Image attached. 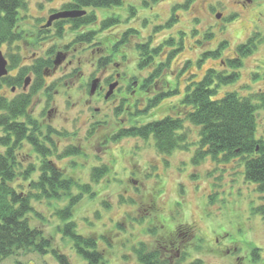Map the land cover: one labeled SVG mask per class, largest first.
<instances>
[{"label":"rangeland","instance_id":"obj_1","mask_svg":"<svg viewBox=\"0 0 264 264\" xmlns=\"http://www.w3.org/2000/svg\"><path fill=\"white\" fill-rule=\"evenodd\" d=\"M145 1L150 2L124 0L120 8L90 9L89 15H95V22L82 32H95L94 40L90 44H73L75 34L69 29L63 38L56 36V30L44 35L39 31L52 9H61L70 0H27L28 11L24 16L28 18L20 24L26 40L0 48L9 65L13 57L20 58L19 67L9 71L11 76H16L20 68L47 59L49 52H54V58L67 47L71 50L72 66L66 64L54 77L44 81L30 113L41 125V141L49 135V129L55 131L50 135L55 148L50 147L53 155L49 160L61 168L65 178L91 186L92 195H86L74 210L72 220L77 233L98 239L107 264H139L134 253L138 245L146 244L149 250L160 246L165 249V242L175 232L179 235L175 234L173 248L166 249L170 251L168 259L172 264L183 255L186 263L201 260L203 264H264V213L256 211L264 207L261 200L264 195L245 182L241 159L217 163L208 158L195 165L193 158L201 128L190 123L185 124L183 131L189 151H175L170 156L159 154L153 139L113 141L121 129L179 115L186 89L191 82L200 81L208 69H215L225 77L234 72L239 74L232 83L219 85L215 99L227 93L263 98L264 0L254 1L261 4L262 14L253 30L246 16L235 10L224 13L218 2L208 6L206 0H192V7L186 8L189 0H161L156 5L144 6ZM217 13H221L218 20ZM107 20L117 24L101 31L102 23ZM129 31L133 33L128 34V42L116 51V44ZM251 39L257 46L254 53L243 59L241 69L230 68L228 61L236 57L237 47ZM168 42L171 44L165 46ZM140 46H148L149 52L161 47L152 65L141 67ZM217 51V57H204ZM187 62L191 64L187 66ZM116 65L120 66L119 70ZM106 66L105 80L119 72L126 74L128 82L123 81L110 99L102 95L91 97L88 84L103 75ZM154 72L160 73L157 84L154 82L141 92L140 85ZM28 77L35 80L31 73ZM31 85L27 91L24 87L14 92L4 88L0 94L11 100L29 93ZM52 85L53 91L48 96L45 90ZM163 93L173 96L148 111L149 101ZM258 106L257 134L261 136L264 105L258 103ZM71 148H79L82 153L59 159V155ZM17 156L18 177L10 186L29 193L31 183L40 176L43 159L26 142ZM30 166H34L35 173L25 181L22 174ZM103 166L109 168L108 174L93 183V168ZM78 193L74 188L73 194ZM67 203V198L34 199L36 213L29 216L30 225L42 230L52 249L67 256L70 264H88L78 256L71 239L60 232L64 224L56 213ZM253 249L261 250L255 263L251 257ZM18 261L59 264L52 254L42 256L34 252H20L1 264Z\"/></svg>","mask_w":264,"mask_h":264},{"label":"trees","instance_id":"obj_2","mask_svg":"<svg viewBox=\"0 0 264 264\" xmlns=\"http://www.w3.org/2000/svg\"><path fill=\"white\" fill-rule=\"evenodd\" d=\"M159 1H145L143 5L148 6L150 3L156 4ZM123 3L124 0H71L65 9L104 10L121 7ZM27 11V0H0V48L26 40V32L20 30V24L28 18L27 15L24 16ZM92 22H95L94 14L77 20L60 21L56 26V36L63 38L67 30L65 26L68 25L70 32L75 34L74 44H90L94 40L95 32L84 33L82 28ZM102 24L101 31L113 27L117 22L107 20ZM131 33L133 31L126 33L123 41L116 44V50L128 42V36ZM170 44L169 42L165 43V46ZM147 47H139L142 51L141 67L152 65L155 56L161 52V47L155 48L152 52H149ZM256 48L254 39L238 46L236 57L228 61L229 67L241 69L243 59L251 56ZM173 54L168 58V61ZM218 55L219 51L209 52L204 57H217ZM15 57L11 59L9 71L19 67L20 58L16 59ZM190 64L191 62H187V66ZM46 65H52L51 60L48 62L38 60L31 67L20 68L16 76L9 75L0 79V90L7 88L11 92L13 89L24 87L26 76L29 73L33 74L35 79L29 93L19 94L11 100L0 94V264L9 257L17 256L20 252H34L42 256L52 254L59 264H70L67 256L52 249L51 241L45 237L42 230L31 227L29 219L31 214L36 213L32 204L34 199L62 201L64 198L68 200L67 205L56 213L64 224L60 229L61 234L71 239L78 256L88 264H107L104 253L100 251L98 239L86 238L78 234L76 223L72 220L76 206L86 195H92L91 186L80 185L72 179L65 178L61 168L49 160L53 155L50 147L55 148L50 135L55 131L48 128L49 135L41 141V125L30 113L34 97L44 88ZM163 67L168 68L169 66ZM238 77L239 74L235 72L225 77L223 73H219L215 69H208L200 81L191 82L192 85L186 89L185 96L179 106L181 110L179 115L164 117L141 127L121 129L113 137V141L117 142L126 138H138L145 141L153 139L158 153L170 156L175 151H189L187 136L183 134V131L185 124L190 123L201 128L197 143L198 149L193 158L195 165H199L208 158L217 163H228L241 159L245 182L253 184L257 193L264 195V124L263 134L261 136L257 134L259 131L257 111L260 109L258 103L264 105V96L263 98L252 95L240 97L236 93H227L221 99H215L219 85L232 83ZM159 78V72L152 73L143 82L142 90L145 91ZM53 86L45 90L48 96H51ZM130 90L128 89V91ZM171 96H173L172 93L156 96L149 101L147 110L153 109ZM25 142L43 159L39 170L40 176L36 182L31 183L32 191L29 193L18 191L10 186L18 177L16 172L17 151ZM1 149L4 152H1ZM81 153L79 148L67 149L65 153L59 155V159L78 156ZM108 172L107 166L93 168L92 182L98 183ZM33 173H35V168L30 166L22 174V177L28 181ZM74 188L79 190L77 195L73 194ZM261 200L264 201L263 198ZM256 211L264 213V207ZM118 228L121 229V225H118ZM175 234L179 235L178 232H175L171 239L165 242L167 243L165 249L160 246L149 250L146 244L138 245L134 249V253L139 264H172L168 259L170 251L166 249L173 248ZM260 252V249L252 250L251 257L254 263L259 261ZM185 259L183 255L175 261V264H203L201 260L186 263ZM16 264L24 263L18 261Z\"/></svg>","mask_w":264,"mask_h":264},{"label":"flooded vegetation","instance_id":"obj_3","mask_svg":"<svg viewBox=\"0 0 264 264\" xmlns=\"http://www.w3.org/2000/svg\"><path fill=\"white\" fill-rule=\"evenodd\" d=\"M191 1L192 0H189L188 1L189 4L187 2L188 5H185L186 8L191 5V3H192ZM206 1L209 2L208 6H212L215 2H218L220 4V6L222 7V9L224 10V13H228L230 10H235L236 12L239 11V13H240L241 16H244V17L246 16V18L248 19V21L252 23V25H253L252 26V30L254 29V26L259 22L260 15L262 14V11H261L262 10V6H261L260 3L255 4V2H254L255 0H206ZM70 3H71V0H70V2L68 4H70ZM156 4H154V5H156ZM190 7H192V6H190ZM118 8H120V7H118ZM89 10L90 9H77V8L76 9L75 8L65 9V6L62 7L61 9H52V12L48 16L46 23L44 25H42L41 26V29L39 30L40 31V34H43L44 35V34H48L52 30H56V26H57L58 22H60V21L77 20V19H80V18L87 17V16H89V12H88ZM150 10L153 11L154 10V7H151ZM63 11H85L86 14L83 15V16H81V17L70 18V19H60V20L53 21L52 25L49 28H45V26H46L49 18L52 15H54V14H56L58 12H63ZM218 14H221V13H217L215 15V19H217V20H218V18H217V15ZM93 23L94 22H92L90 25H92ZM88 26L89 25H87V26H85L83 28H86ZM65 27L68 29L70 26L67 25ZM58 54H62L65 57V59L62 61V63L59 66H56L55 65V61H56V57H57ZM70 55H71V50H70L69 47H67L63 51L57 52V54L55 55L54 58H52L54 56V52L52 51V52H49L48 53L47 59H45V58L44 59H40V60H45L46 62H48L49 60H51V62H52V65H46L45 66L44 81L46 79H50V78L54 77L64 66H66V64H69L68 66H72V62L69 61V56ZM68 66L65 68L66 70H68ZM107 67L108 66H106V69L103 72L104 74L101 75L99 78H97V79H100L101 82H100V85H99L98 90L95 92L94 95H91L90 94V91H91L92 82L94 80H96V79L91 80L90 83L88 84V91H89V94H90L91 97H95V96H98V95H102L105 98L106 97V94L109 91V87H110V85H112V83H118V87L117 88H119L120 85H121V83L123 81L128 82V80L125 79L126 78L125 77L126 74H124L125 75L124 76L122 73H119V72H116L114 74V76H112L110 79L105 80L104 77L106 75V72L108 71L107 70ZM116 69L119 70L120 69V66L119 65H116ZM72 75H75V74H72ZM32 81H33V79H32ZM32 81H31V83H32ZM132 85L136 86L137 83H134V84L132 83ZM142 87H143V84H141L140 87H139L140 90H141V92L144 91V90H142ZM117 88H116V90H117ZM104 92H105V94H104ZM114 92L111 95V97L114 95ZM135 92L136 91H132V94H135Z\"/></svg>","mask_w":264,"mask_h":264},{"label":"water","instance_id":"obj_4","mask_svg":"<svg viewBox=\"0 0 264 264\" xmlns=\"http://www.w3.org/2000/svg\"><path fill=\"white\" fill-rule=\"evenodd\" d=\"M85 14H86L85 11L58 12L49 18L45 28H49L52 25L53 21L60 20V19H70V18L81 17ZM217 18L220 19L221 18L220 15H217ZM64 59H65V57L62 54H58L56 57L55 65L59 66ZM8 65H9L8 60L5 58L3 52L0 50V79L7 77L9 75ZM100 82H101L100 79H96L92 82L91 91H90L91 95H94L95 92L98 90ZM30 83H31V78L28 77L25 81L24 91L27 90ZM117 87H118V83H114V84L110 85L109 91L106 94L105 99H109Z\"/></svg>","mask_w":264,"mask_h":264}]
</instances>
